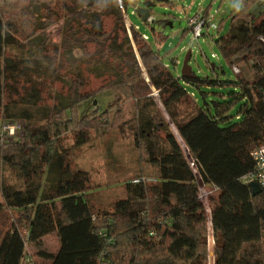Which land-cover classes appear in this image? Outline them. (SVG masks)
<instances>
[{
	"label": "trees",
	"instance_id": "16d2710c",
	"mask_svg": "<svg viewBox=\"0 0 264 264\" xmlns=\"http://www.w3.org/2000/svg\"><path fill=\"white\" fill-rule=\"evenodd\" d=\"M128 1L39 0L24 7L34 17L23 24L6 16L0 3V129L9 121L21 124L17 139H0V161L24 182L23 188L2 182L1 191L4 206L28 211L25 235L15 222L0 232V264H209V236L212 264H264V193L253 195L242 180L254 170L252 150L264 143V45L258 39L264 34V2L241 0L228 32L214 41L229 63L252 64L259 72L251 79L235 73L234 99L245 103L238 111L241 119L224 125L233 101L200 108L184 82L213 81L172 71L147 38L125 23ZM55 15L62 20L59 44L70 79L64 94H48L49 103L45 88L63 81L58 70L63 63L55 65L48 48L41 57L4 51L42 33L44 21ZM89 74L102 84L86 89ZM104 88L118 101L136 99L139 142L157 172L152 181L139 174L140 180L126 181L125 196L117 197L109 212H96L89 172L69 164L59 141L76 127L74 145H81L91 127L105 124L106 110L80 119L73 112ZM153 92L210 189L208 212L195 172ZM48 234L58 238L55 251L40 248ZM28 243L37 249L26 261Z\"/></svg>",
	"mask_w": 264,
	"mask_h": 264
},
{
	"label": "rangeland",
	"instance_id": "374dc122",
	"mask_svg": "<svg viewBox=\"0 0 264 264\" xmlns=\"http://www.w3.org/2000/svg\"><path fill=\"white\" fill-rule=\"evenodd\" d=\"M39 0H0L5 10V15H14L18 22L32 21L33 14L30 10H24L25 6H30ZM41 1V0H40ZM49 1V0H46ZM155 4L149 8L150 19L142 20L137 14V8L141 6V0H129L124 13L125 23H131L142 34H145L149 44L160 54L163 62L169 65L170 69L180 74V69L187 51H190L188 63L191 71L201 78H205L213 83L191 84L185 83L184 87L188 92H192L198 106L202 109L210 108L213 110L212 102H230V109L227 114L228 120L221 124H230L241 119L242 113L238 114L240 107L245 103L244 99H234L239 93V86L235 84L237 76L231 69L230 63L225 60L215 44L218 36L225 35L230 27L231 15L243 5L241 0H152ZM197 13L207 15L208 23H214L217 28L205 25L202 28V35L193 38L191 29L188 27L187 20ZM61 19L55 15L47 23L46 28L39 35H33L20 45H6L5 56L16 57H41L45 55L48 48V56H51L58 66L63 63L61 78L63 81L55 80L53 84L45 88L44 98L51 103L54 92L63 93L66 91L68 79H70V66L64 64V55L60 48L61 39ZM108 25V20L106 21ZM39 33V32H38ZM160 33L161 37H158ZM88 48L92 50L93 45ZM45 52V53H44ZM77 55L82 51L76 50ZM241 75L246 78H253L259 72L252 64L243 65L237 63ZM88 86L86 89H95L102 84V79L93 77L89 74ZM156 99L159 110L168 121V127L177 137L188 162L190 163L199 186V197L204 201L206 211H209L207 198L209 194L208 185H204L198 172L193 158L188 154L187 148L180 138L177 130L169 122L161 104L157 101L156 93H152ZM98 110V111H97ZM106 110V119L97 126L89 130L88 140L81 145H74V133L76 127L65 132L59 144L67 150V159L73 168H82L89 172L90 188L92 192L89 199L93 203L96 212H109L112 203L117 197L125 196L124 183L128 180L137 179V175H142V179L147 181L154 180L156 168L145 160L142 143L139 142L138 133V104L134 98L120 99L115 98L111 88H104L95 95V100H87L80 103L74 110L76 118L82 116L90 118L93 113L99 114ZM68 111L63 113L67 116ZM97 116V115H96ZM157 122L158 118L156 119ZM24 124L23 120H20ZM4 126V125H3ZM12 128V126H9ZM6 130V128L4 127ZM10 134H11V130ZM6 134V133H5ZM7 134L6 136H12ZM163 134V133H161ZM4 135L3 138L6 137ZM10 139V138H8ZM7 183L15 188H23V179L11 170L7 165L0 161V205L3 207L0 212V232L9 226L10 223H17L22 233L25 235L27 227L25 209L9 208L4 206L1 184ZM208 222V221H207ZM208 236V226H207ZM209 247L214 248L212 237L209 236ZM58 246V238L55 234H48L41 240L40 248L47 251H55ZM208 247V262L212 264L213 250ZM36 247L33 243L26 244L25 255L34 258ZM210 250V251H209Z\"/></svg>",
	"mask_w": 264,
	"mask_h": 264
},
{
	"label": "built area",
	"instance_id": "2783aa9c",
	"mask_svg": "<svg viewBox=\"0 0 264 264\" xmlns=\"http://www.w3.org/2000/svg\"><path fill=\"white\" fill-rule=\"evenodd\" d=\"M257 2H264V0H257ZM208 21L209 20H207V16L204 17L202 13H197L192 17L188 18L187 24L191 27L193 38H198L200 35H202V28L205 25L206 26L210 25L212 28H217V26L214 23L209 24ZM143 36L146 38L145 35ZM258 39L261 42V44L264 45V34L259 35ZM230 65L234 73L240 72V68L236 63L230 62ZM3 125L1 126L0 129V139L6 141H12L17 139L16 134L21 131V124L19 122L9 121V122H5ZM9 126H12V128ZM4 127L6 128V130L4 129ZM9 130H11V134ZM7 134H10L12 136L8 137L6 136ZM4 135L6 136L5 138H3ZM251 155L255 162L254 170L245 174L242 177V180L246 183L252 180L255 181L260 187L261 192L264 193V143L260 144L254 150H252ZM138 180L140 179L137 178L133 181H138ZM28 260H30V258L26 257V261Z\"/></svg>",
	"mask_w": 264,
	"mask_h": 264
},
{
	"label": "water",
	"instance_id": "95a60500",
	"mask_svg": "<svg viewBox=\"0 0 264 264\" xmlns=\"http://www.w3.org/2000/svg\"><path fill=\"white\" fill-rule=\"evenodd\" d=\"M154 4L155 3L152 0H141V6H139L136 11L142 20H146L149 17L150 15L149 8L153 6ZM190 56L191 54H190V51L188 50L184 57V60H183V63L180 69L179 76L181 78H192L194 76V73L191 71V66L188 63ZM248 185L251 188V192L253 195L261 192L260 187L255 181L253 180L249 181Z\"/></svg>",
	"mask_w": 264,
	"mask_h": 264
},
{
	"label": "crops",
	"instance_id": "0c3cea01",
	"mask_svg": "<svg viewBox=\"0 0 264 264\" xmlns=\"http://www.w3.org/2000/svg\"><path fill=\"white\" fill-rule=\"evenodd\" d=\"M150 15H149V17L147 18V19H150ZM143 35H145V34H143ZM179 75V74H178ZM193 97H194V99L197 101V99H196V97H195V95L192 93V92H189ZM189 154V153H188ZM186 156V155H185ZM190 164V163H189ZM24 254H25V252H24Z\"/></svg>",
	"mask_w": 264,
	"mask_h": 264
}]
</instances>
